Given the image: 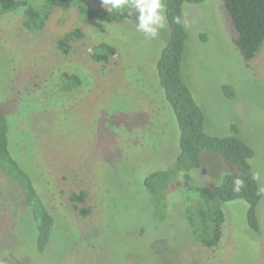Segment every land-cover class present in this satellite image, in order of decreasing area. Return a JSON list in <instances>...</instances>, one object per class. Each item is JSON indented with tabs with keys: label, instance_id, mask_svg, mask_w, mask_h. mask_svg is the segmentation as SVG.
I'll use <instances>...</instances> for the list:
<instances>
[{
	"label": "rangeland",
	"instance_id": "374dc122",
	"mask_svg": "<svg viewBox=\"0 0 264 264\" xmlns=\"http://www.w3.org/2000/svg\"><path fill=\"white\" fill-rule=\"evenodd\" d=\"M23 11L0 16V108L10 154L56 223L38 254L22 190L0 169V264H264V45L246 64L216 0L183 7L181 71L204 130L226 137L236 126L254 151L250 164L262 191L258 230L248 226L244 201L220 203L222 237L208 249L187 215L199 201L194 189L217 187L235 173L231 163L204 151L200 168L181 170L164 190L153 184L151 194L144 186L179 154L177 123L155 69L169 40L166 20L150 37L127 20L83 21L71 6L26 30ZM75 29L81 34L70 52H59L57 40ZM101 43L115 50L105 65L92 60ZM64 73L79 76L81 86L66 89ZM81 191L85 201L76 209L69 197Z\"/></svg>",
	"mask_w": 264,
	"mask_h": 264
},
{
	"label": "trees",
	"instance_id": "16d2710c",
	"mask_svg": "<svg viewBox=\"0 0 264 264\" xmlns=\"http://www.w3.org/2000/svg\"><path fill=\"white\" fill-rule=\"evenodd\" d=\"M207 0H161L165 7V20L169 29V40L155 64L160 87L165 100L171 107L177 123L179 137V154L173 167L165 172L149 174L144 179V186L152 194L153 184L163 190L168 186L171 177L181 170L200 168V154L209 151L220 155L231 163L235 173L225 176L222 182L213 189L196 188L199 196L192 210L187 215V222L192 226L193 234L202 245L208 249L215 248L222 237L224 213L220 203L242 200L247 204V223L251 230H258L257 206L262 197V191L253 174L250 160L254 156L253 149L237 136L236 126H232L233 135L216 137L204 130L205 117L202 109L193 99L190 88L185 82L181 62L187 33L183 22V7L190 4H201ZM222 21L224 22L231 42L246 64H249L260 52L264 45V0H216ZM74 6L81 20H98L101 22L118 23L131 21L138 24V11L131 7L121 10L103 8L101 0H0V16L18 9H23L22 27L26 30H38L44 26L54 8H69ZM80 30L75 29L57 40L56 49L67 55L71 44L80 36ZM103 51L104 54H99ZM92 60L103 65L109 62L115 50L101 43L93 48ZM64 87L77 89L81 79L74 74H63ZM222 92L227 98L233 93L229 86H223ZM8 122L0 108V169L5 177L18 183L26 199L35 224V241L33 242L38 254L45 251L56 223V216L45 207L36 192L29 175L21 169L18 162L11 156L8 146ZM205 172V170H203ZM242 184L236 191L235 181ZM69 201L74 208L84 203L85 192L72 193ZM85 214L87 211L80 209Z\"/></svg>",
	"mask_w": 264,
	"mask_h": 264
},
{
	"label": "clouds",
	"instance_id": "9594fccd",
	"mask_svg": "<svg viewBox=\"0 0 264 264\" xmlns=\"http://www.w3.org/2000/svg\"><path fill=\"white\" fill-rule=\"evenodd\" d=\"M103 8L109 11L112 9L121 10L125 7H131L138 11L137 29L146 34V36L155 37L160 28L165 25V7L161 0H101ZM242 181L237 179L235 181L236 191Z\"/></svg>",
	"mask_w": 264,
	"mask_h": 264
}]
</instances>
